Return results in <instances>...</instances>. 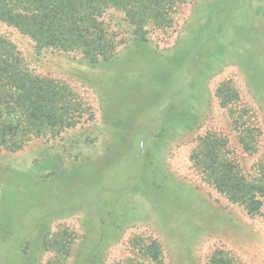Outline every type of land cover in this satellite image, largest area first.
<instances>
[{
	"label": "rangeland",
	"instance_id": "1",
	"mask_svg": "<svg viewBox=\"0 0 264 264\" xmlns=\"http://www.w3.org/2000/svg\"><path fill=\"white\" fill-rule=\"evenodd\" d=\"M166 16L148 19L142 38L110 6L102 21L116 54L96 62L0 21L36 74L67 83L88 108L58 137L0 148V264H160L140 250L154 239L162 264H210L217 250L264 264V205L249 213L192 160L216 134L236 169L258 176L264 0H175ZM224 81L239 101L222 104Z\"/></svg>",
	"mask_w": 264,
	"mask_h": 264
},
{
	"label": "trees",
	"instance_id": "2",
	"mask_svg": "<svg viewBox=\"0 0 264 264\" xmlns=\"http://www.w3.org/2000/svg\"><path fill=\"white\" fill-rule=\"evenodd\" d=\"M175 0H0V21L30 37L41 48L80 51L93 62L116 54L112 36L102 17L110 6L122 9L144 38L143 24L154 19L168 23V6ZM224 81L218 96L224 105L239 101L235 87ZM88 110L78 94L65 82L36 74L26 63L12 39L0 34V148L18 151L30 141L55 138L76 127ZM236 121L239 120L236 118ZM242 136L249 151L255 150L252 131ZM253 135V136H252ZM192 155L206 178L249 213L258 214L264 205V158L258 164V176L240 173L223 151L226 141L207 134ZM225 144V145H224ZM140 250L162 264V246L156 239ZM210 264H243L223 250L215 251Z\"/></svg>",
	"mask_w": 264,
	"mask_h": 264
}]
</instances>
